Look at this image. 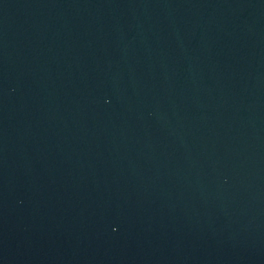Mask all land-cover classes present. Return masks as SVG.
Listing matches in <instances>:
<instances>
[{
    "label": "water",
    "instance_id": "obj_1",
    "mask_svg": "<svg viewBox=\"0 0 264 264\" xmlns=\"http://www.w3.org/2000/svg\"><path fill=\"white\" fill-rule=\"evenodd\" d=\"M0 264H264V0H0Z\"/></svg>",
    "mask_w": 264,
    "mask_h": 264
}]
</instances>
